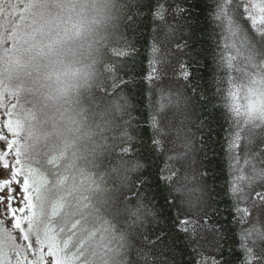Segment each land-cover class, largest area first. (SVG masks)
<instances>
[{
  "label": "snow or ice",
  "instance_id": "snow-or-ice-1",
  "mask_svg": "<svg viewBox=\"0 0 264 264\" xmlns=\"http://www.w3.org/2000/svg\"><path fill=\"white\" fill-rule=\"evenodd\" d=\"M123 6L124 20L129 28L135 30L148 22L151 67L147 79L155 81L158 78L155 64L160 63L156 59L161 51L159 45L173 44L181 57L189 47L177 28L178 17H183L188 9H182L179 0H124ZM209 7L213 8V19L219 21L215 28L220 29L222 36L231 38L237 55L226 62L223 54L216 50L221 48L217 40L211 55L218 73L212 79L214 86L207 88L200 80L199 61L180 59L176 79L183 81L182 89L161 88L156 94L158 98L150 102V117L145 123H131L124 94L129 81L121 74L136 49L124 34L115 35L106 53L107 83L102 89L118 113L113 134L103 150L112 159L104 174L92 179V187L88 189L82 190L74 183L69 185L67 177L58 179V171H49L51 179L37 172L33 164L40 162L39 157L25 151L17 95L0 82V264H11L6 258L5 247L15 249L16 264H174L167 255L173 252L170 233L158 228L161 217L156 208L158 201L151 192L152 185L141 177L150 166L146 155L155 157L152 165L156 167L157 186L163 184L168 190L165 202L176 213L172 229L188 238L189 247L196 254L200 247L197 229L216 232L211 214L218 209L213 208L210 195L205 198L203 186L174 187L179 168L172 171L156 162L163 158L164 164L180 165L187 160L194 142L193 127L200 134V140L203 139V129L208 123L203 112L207 111L209 102H213V110H221L225 123L229 124L224 130V151L231 177L226 195L235 203L227 210L239 223L249 222L246 217L251 216V211L237 205L250 195L264 202V166L258 167L253 162L257 157L264 158V0L259 3L215 0L214 6ZM25 12L26 4L21 0H0V14L8 18L9 26L16 19L22 21ZM237 57L243 59L242 65H237ZM194 79L199 83H193ZM169 113L168 126L162 127L158 117ZM132 127L138 131L148 127L149 140L132 135L129 131ZM241 139L246 141L243 164L239 154ZM108 141H112L111 145ZM254 142L255 151H248V146ZM166 143L170 145L167 154ZM94 161L87 163L98 167ZM260 164L264 165V159ZM166 171L170 175H165ZM145 223L157 228L146 230ZM9 224L11 230L7 227ZM189 226L192 227L191 235ZM14 232L26 243L17 244ZM254 233L264 241V231L255 225L235 233V250L240 253L238 264H264V243L259 253L248 246ZM200 239L205 237L201 234ZM224 239L226 237L217 232L208 244L215 253L222 254ZM21 253H24L22 259ZM28 253L34 258L29 259ZM196 264H207V259L197 260ZM216 264L224 262L220 260Z\"/></svg>",
  "mask_w": 264,
  "mask_h": 264
},
{
  "label": "trees",
  "instance_id": "trees-1",
  "mask_svg": "<svg viewBox=\"0 0 264 264\" xmlns=\"http://www.w3.org/2000/svg\"><path fill=\"white\" fill-rule=\"evenodd\" d=\"M26 4V0H21ZM253 2L259 3L260 0H253ZM180 7L182 9H188L183 17H178L179 24L177 28L180 30L184 39L188 42L189 47L184 49V57L199 61V76L200 80L204 82V87L207 88L212 85V79L215 74L218 73L213 65L212 51L216 49L217 40L220 41L221 48L216 49L218 53H222L226 62H231L230 58L236 56V50L233 47L231 38L221 35V31L215 28V25L219 23L213 19V8L209 5H213L215 0H179ZM124 0H121V19L120 27L117 30V35L124 34L128 40L135 47L136 52L128 62V67L123 69L121 73L129 81L127 87L124 89V94L128 101V112L131 113L133 125L137 123H145L150 117L151 101L158 98L156 94L161 88L165 90L171 89L176 91L182 89L183 81L176 79L178 70V61L184 57H181L179 52H176L173 44H160L161 51L157 53L156 59L160 63L155 64L158 68V78L155 81L150 82L147 79V75L150 72L151 65L149 64V44L151 42V33L149 27H146L147 21L141 24L135 30L129 28L124 20L125 9ZM22 27L28 25V17L24 14V19L21 21L16 19L12 24H17ZM0 23L6 27L9 26L8 18L0 14ZM11 25V26H12ZM4 34H1L3 36ZM7 37L0 41V51L5 49H12L18 42V32L6 35ZM171 49V51H170ZM108 48L105 49V59L99 68V79L97 83L90 88L82 97L81 103L87 106L89 111L97 112L104 106L106 101H110L103 93V87L107 83L104 65L106 61V53ZM243 59L237 57V65L243 64ZM194 75H196L194 70ZM3 85L8 86V82L2 79ZM193 83H199L197 80H193ZM19 100V106L17 112L20 119L23 121V141L25 148L27 144H40L48 145L39 157V163L33 164V167L37 169V172L42 173L45 178L51 179L49 171H58L57 178L67 177L66 183L72 185L73 183L80 186L82 190L92 187V179H98L103 175L106 168L109 166L108 161L112 159L105 153L99 159L94 158L90 152L91 150L85 145L84 148L77 153H72V159L74 163L69 162V152L64 149L66 154L65 161L61 159L62 153L58 152L56 155L54 152L58 150L55 146V142L52 140V136L47 130L43 132H36L32 127L37 123L36 116L33 110L32 97L27 92H20L17 96ZM212 103L207 105V111L203 112V117L207 118V126L203 129V139L200 140V134L196 133L195 127L192 132L193 146L188 154L187 160L177 165L175 162L171 164H164L163 158L156 163L163 168H170L175 171L179 168L178 175L174 182V187L187 185L188 187L203 186L205 188L204 196L207 198L209 195L212 198L213 208L218 209V212L211 214L212 226L216 229V232L208 231L203 232L202 229H197V241L200 247L197 248L196 254L192 253L189 247L188 238L183 233H176L172 229L173 217L175 216V210L170 209L169 205L165 202V197L169 196L168 190L165 189L163 184L157 186L155 176L156 167L152 165L154 156L145 157L146 162L150 165L146 170L141 173L142 178H146L150 181L152 187L151 192L156 196L158 203L156 208L158 209L161 217V223L158 228H162L165 232L170 233V245L173 248V252L168 253L174 264H196L197 260L203 261L207 259V264H216V262L223 260L224 264H238L240 253L235 250L236 235L241 228H249L253 225L260 231H264L261 226L264 225V202L260 200L250 198L242 200L237 205L241 209H247L251 211V216L246 217L249 221L247 224H241L238 219H234L232 213L227 209L235 203L234 200H230V197L226 195L227 184L231 177L229 176L228 169V157L224 151L226 146L225 129L229 127L228 123H225L221 110H213ZM199 109V106H197ZM197 114L200 112L198 110ZM128 117H125L127 120ZM160 125L167 128L171 114L158 117ZM229 123H233L229 121ZM132 135H139V137L145 141L150 138V129L144 127L141 131H138L135 127L129 129ZM110 137V136H109ZM107 137V139L109 138ZM107 141V140H106ZM34 142V143H33ZM112 141H108L111 145ZM245 140L241 139V164H243L245 148L243 147ZM255 142L248 146V151H255ZM170 149V145L165 144V153L167 154ZM119 151V148L116 149ZM264 158L257 157L253 162L258 166H264L260 164V160ZM94 161L98 167H93ZM48 161H52L51 164ZM81 161L86 162L81 164ZM206 169V175H203ZM238 173H233L236 175ZM165 175H170V172L166 171ZM259 183V181H257ZM147 188V185L145 186ZM259 190V189H257ZM147 203V201H146ZM152 205L149 204V207ZM243 216V213H241ZM157 228L156 225H148L145 223L146 230H152ZM192 227L189 226V235H191ZM222 233L226 239L223 240V252L217 254L209 246L208 242L213 239L216 233ZM201 234L205 239H200ZM255 241V243H253ZM264 241L260 236L254 233L249 239L248 246L253 248L257 253L260 251L261 244ZM232 248L230 252L229 249ZM215 256V261H213ZM135 258V253H133Z\"/></svg>",
  "mask_w": 264,
  "mask_h": 264
},
{
  "label": "clouds",
  "instance_id": "clouds-1",
  "mask_svg": "<svg viewBox=\"0 0 264 264\" xmlns=\"http://www.w3.org/2000/svg\"><path fill=\"white\" fill-rule=\"evenodd\" d=\"M121 0H26L28 25L18 42L0 52V79L32 97L36 132L72 153L86 145L99 159L113 134L118 113L111 101L97 112L81 97L99 79L105 49L120 27ZM42 154V146L29 147ZM86 162L81 161V164Z\"/></svg>",
  "mask_w": 264,
  "mask_h": 264
},
{
  "label": "rangeland",
  "instance_id": "rangeland-1",
  "mask_svg": "<svg viewBox=\"0 0 264 264\" xmlns=\"http://www.w3.org/2000/svg\"><path fill=\"white\" fill-rule=\"evenodd\" d=\"M21 28H22V26L19 25V22H17V24H14L12 26H7V27L4 24L0 23V41H3L7 37L6 35L14 34V33L18 32ZM1 34H4V35L1 36ZM5 50H11V49L7 48ZM0 82H2V79H0ZM7 89L10 90L11 92L15 93L17 96H19V93L21 92L19 87H15L14 88L9 83H8ZM35 145L36 144H27V147L25 148V151L28 154H30V155H32L34 157L36 156V154L35 153H29V147L30 146H35ZM41 146H42V151L46 147H48V145H41ZM55 146H57L58 150H56V152H54V154L56 155L58 152H61L63 154L61 159L65 161L66 154L64 152V148L62 146L57 145V144H55ZM7 227H8L9 230H11V225L10 224L7 225ZM13 234L17 237V239H16V243L17 244L26 243V242L22 241L19 238V233L18 232H14ZM32 243H33V246L35 247V237L32 238ZM5 252L7 253V257L6 258L11 261V264H16L17 255H16L15 249H13L11 247H5ZM23 255H24V253H21V259H22ZM27 255H28L29 259H33L34 258L31 253H28Z\"/></svg>",
  "mask_w": 264,
  "mask_h": 264
}]
</instances>
